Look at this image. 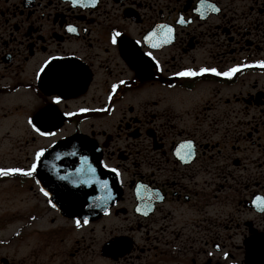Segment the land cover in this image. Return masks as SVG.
<instances>
[{
  "label": "flooded vegetation",
  "instance_id": "flooded-vegetation-1",
  "mask_svg": "<svg viewBox=\"0 0 264 264\" xmlns=\"http://www.w3.org/2000/svg\"><path fill=\"white\" fill-rule=\"evenodd\" d=\"M201 5L0 0V168L36 164L0 186L45 204L0 214V264H264V0ZM76 168L117 200L79 225L52 204Z\"/></svg>",
  "mask_w": 264,
  "mask_h": 264
},
{
  "label": "rangeland",
  "instance_id": "rangeland-1",
  "mask_svg": "<svg viewBox=\"0 0 264 264\" xmlns=\"http://www.w3.org/2000/svg\"><path fill=\"white\" fill-rule=\"evenodd\" d=\"M7 192H9L7 195L11 196V202L8 200L9 202L8 207H3L0 204V211H1L0 214H4L7 211H12V212L17 211V213L20 214V213L28 212L32 208H36V207L43 208V205H45L44 201L40 197L32 194L31 190H21L16 183L0 186V194L5 195ZM48 219L49 217H47L45 220ZM43 227H44L43 229L48 228V224L44 223ZM96 228L102 230V224H99ZM84 231L85 230H82L81 232ZM21 248L25 249L24 245Z\"/></svg>",
  "mask_w": 264,
  "mask_h": 264
},
{
  "label": "snow or ice",
  "instance_id": "snow-or-ice-1",
  "mask_svg": "<svg viewBox=\"0 0 264 264\" xmlns=\"http://www.w3.org/2000/svg\"><path fill=\"white\" fill-rule=\"evenodd\" d=\"M73 2L77 3V2H79V0H73ZM93 3H95V0H93ZM201 6L202 7L204 6V0H202V5ZM208 6L213 8L214 11H219V8L215 7V5L209 4ZM71 30L75 31V28H72ZM172 31H173V29L169 27L168 28V33L171 34ZM117 35H119V34H117ZM115 42H116V40H115V38H113V43H115ZM149 55H151V53H149ZM259 63H260V66H264V61L259 62ZM237 71H239V66L234 67V68L230 69L227 72H220V71H218L215 68H202V69H200V74L207 73V72H212V73H215L216 75L230 76V75L234 74ZM197 74L198 73L196 71H193V70H187L185 72L179 73V75H182V76H195ZM114 87H117V86H114ZM37 131H39V129H37ZM45 134H47V133H45ZM187 146H188L189 149H191V147H192L191 142H189ZM43 154H44L43 150H41L40 152L37 153V156H36L37 161L40 160V157L43 156ZM35 170H36V164H33L32 168L30 170L26 171V172H25V170L18 169V168H7V169L0 168V175H8V174H11V173L22 172L25 175L31 176ZM42 191H43V189H42ZM45 195H48V193L45 192ZM257 201H258L259 204L264 206V197H258ZM76 223H77V225H79L80 221L77 220ZM85 223H87V221H85Z\"/></svg>",
  "mask_w": 264,
  "mask_h": 264
},
{
  "label": "water",
  "instance_id": "water-1",
  "mask_svg": "<svg viewBox=\"0 0 264 264\" xmlns=\"http://www.w3.org/2000/svg\"><path fill=\"white\" fill-rule=\"evenodd\" d=\"M79 206V208H78ZM87 206V202L83 201L78 204V202H66V201H61V208H66L64 211V215H67L68 217L74 218V217H79V218H84L85 219V213L84 209Z\"/></svg>",
  "mask_w": 264,
  "mask_h": 264
}]
</instances>
